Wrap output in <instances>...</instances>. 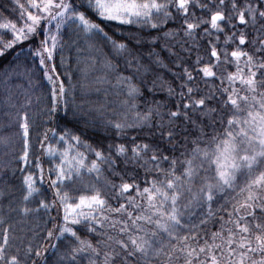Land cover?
Instances as JSON below:
<instances>
[{
    "label": "snow or ice",
    "instance_id": "6c2138e0",
    "mask_svg": "<svg viewBox=\"0 0 264 264\" xmlns=\"http://www.w3.org/2000/svg\"><path fill=\"white\" fill-rule=\"evenodd\" d=\"M111 26H128L122 42ZM161 40L182 68L175 87L159 74L146 78L153 65L168 66ZM193 51L190 71L184 57ZM97 66L95 83L116 100L77 103ZM21 77L27 87L13 82ZM0 82V195L12 193L20 172L23 206L9 202V211L57 212L48 243L21 255L10 251L12 224L0 210V264H49V249L51 264H264V0H9L0 4ZM37 88L36 101L47 100L39 115L51 125L42 130ZM145 88L166 89L174 110L147 102ZM92 130L106 134L96 145L84 139ZM86 174L95 183L85 186ZM34 196L43 198L29 208Z\"/></svg>",
    "mask_w": 264,
    "mask_h": 264
},
{
    "label": "trees",
    "instance_id": "16d2710c",
    "mask_svg": "<svg viewBox=\"0 0 264 264\" xmlns=\"http://www.w3.org/2000/svg\"><path fill=\"white\" fill-rule=\"evenodd\" d=\"M217 2H218V0H217ZM4 3H9V0H0V4H4ZM9 7H11L10 4H9ZM199 14L200 13L198 12V15ZM5 15H7V13H5ZM233 23H237V21L234 20ZM176 26H177L176 24L170 23L167 26H165V30H167L169 28H175ZM106 30H108L110 36H112L113 33H115L114 38L118 42H122L123 35L127 34V32H128V26H124L123 28H116L115 26H111L109 29H106ZM241 30H243L242 26H241ZM198 31H202V29H200ZM216 35L217 34L214 32L213 36L211 37L213 42H215V36ZM4 38L10 39L11 37L5 36ZM177 39H179V37H177ZM170 42L174 43V41H170ZM163 44H164V41L161 40L159 42V45L157 46L156 50L161 52V56H162V58H164V62L168 66L167 67H159V66L153 65L152 69L147 74L146 78H147V80L150 81L153 78V76H155L156 74H159L165 80L172 82L173 86L175 87L176 85H178L180 83V80L177 79V77L182 72V68L174 66L170 62V58L168 57V53L166 51H161V46ZM201 44L203 46L201 47L199 54L204 55L207 58V52H206L207 45L204 41H201ZM110 47H111V45L109 44L108 47L104 49V51L108 52V49ZM224 47H225L224 35L220 34V42L218 45V50L223 51ZM233 47H234V45L229 44L227 46L228 51L230 52ZM196 56H197V52L193 51L190 55V58L187 56L184 57L187 60V66H189L190 71L192 70L191 66L193 65V62L195 61ZM171 59L174 60L175 58L173 57ZM142 62L147 64L148 63L147 58H145ZM113 63L118 64L119 68L121 70L124 69V59L123 58L115 57L113 59ZM71 67H72V70L75 71L76 64L74 61L72 62ZM97 68H98L97 71L90 73L88 76V79L83 81V83L88 85L90 90L87 93L81 92L79 89L77 90V97H76L77 103H80L82 99L85 101H89L91 103H94V104L111 103V102L116 100V97L114 95V91L111 88H109L108 85H97L95 83V77L102 75V71L99 70V66H97ZM227 70L231 72V71H234L235 69H234V67L229 66ZM58 71L63 73L66 71V68L64 66H61L60 68H58ZM132 71H133L132 69H128L127 71H124L123 74L124 75H131ZM39 75H40V73L37 72V77ZM194 75H195V73H194ZM61 78L63 79L64 77L62 76ZM139 78L140 77L138 76L137 82L139 81ZM13 82L14 83H24V86L27 87V84L23 80L22 77L18 78V79H14ZM213 82L216 84H219L218 80H216V81L209 80V83H213ZM199 83H200V87L202 89L207 90L206 85L204 84L203 81H199ZM44 84L47 85V81H44ZM97 87L100 88V91H98V92L95 90ZM147 87H151V85L148 84ZM105 89H107V94L105 92ZM144 91H145V95L147 98V102L150 103L153 99H155L157 101L167 100L169 102V105L172 106L173 110H174L175 98L168 97V93H167L166 89L160 90L159 88H157L152 93H148L147 88H145ZM177 91H179L178 88H177ZM41 92H42V89L37 88V89H35L34 94H33V111L38 113L37 124L39 125L40 130H42L44 127H50L51 126V125H47L44 123V120L46 119V117L39 115L41 110L44 108V105L47 103L46 99L39 101V102L36 101V97L40 96ZM3 95H4V84L2 82H0V100H2ZM141 110H143V105H141ZM61 115H63V113H61ZM68 126L71 127L72 126L71 123H69ZM4 131H5L4 129H0V133H3ZM130 134H135V132H131ZM105 135L106 134L102 130H92L89 132L88 135H86L84 137V139H87L89 141V143H93L94 145H96ZM33 142L35 143V136H33ZM38 149H39V145L37 144L36 145V151H37V154L39 155L40 153H39ZM81 150L83 151V149H81ZM4 159H6V158L3 156L2 148H0V164L3 163ZM42 159L45 161V163H44L45 168H47L48 167V164L46 162L47 158L42 157ZM92 159H95V157L89 155V161ZM21 176H22V174L20 172L15 173V177L12 179L14 189H13L12 193L7 198H5V196H3V195H0V210H2L3 213H5L8 216L9 222L12 224V235H13L14 239L10 242L11 243L10 251H15L17 248H19L21 250V255H22L23 250L29 244H32L33 246L39 247L41 245L48 243V241H46L44 239V237L46 236L47 229L51 228V226H52V224L50 222V217L56 216L57 212L55 210H53L51 212L46 213V211L41 208L38 212H33V213H30L27 216H25L22 213H20L18 210L17 211H9V202H11L12 208L18 209L19 207L23 206V204H21V196L23 194ZM109 178L112 179V177H109ZM90 182L95 183L94 177L88 176L86 174L84 176L83 184L86 186ZM116 182L118 183L119 180L117 179ZM129 182H131V181H129ZM241 183H242V181H241ZM38 186L41 187L42 191L44 192V196L47 199H49V200L52 199V191L47 189L46 185H38ZM97 187H102V185L98 184ZM80 194H86V193H84L83 191L73 193V195H76V196H78ZM41 198H43V197L34 196L31 199V201L27 204V206L29 208H37L38 207V201ZM121 202H123V201H121ZM109 203H112L113 206H118L112 200H110ZM218 227H219V225H216L215 227L212 228V230L215 231ZM81 235H82V238L91 239L95 243L94 237H92L90 235H85V233H83V232L81 233ZM54 252H55L54 249H49L48 253L46 254L48 259H49V264H51V259L53 258ZM34 259L37 260V264H43V260L41 258L34 257Z\"/></svg>",
    "mask_w": 264,
    "mask_h": 264
}]
</instances>
